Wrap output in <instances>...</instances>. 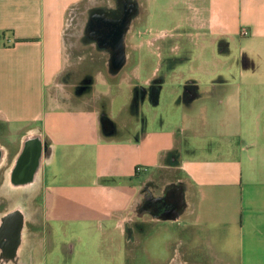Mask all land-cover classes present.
<instances>
[{
    "label": "crops",
    "instance_id": "crops-1",
    "mask_svg": "<svg viewBox=\"0 0 264 264\" xmlns=\"http://www.w3.org/2000/svg\"><path fill=\"white\" fill-rule=\"evenodd\" d=\"M82 1L0 0V124L50 143L44 202L62 228L52 247L48 233H24L10 264H124L129 254L141 264L160 254L151 223L160 236L180 231L209 256L205 264H264V106H242L244 93L261 87L248 70L258 73L252 57L264 53V0H138L137 21L148 23L154 7L167 24L143 42L152 52L139 62L141 106L116 93L104 123L93 95L76 103L58 91L66 16ZM172 48L190 75L166 67ZM157 54L166 57L157 63ZM235 64L236 86L223 77ZM121 127L129 134L117 136ZM126 221L138 224L135 240L116 229Z\"/></svg>",
    "mask_w": 264,
    "mask_h": 264
},
{
    "label": "rangeland",
    "instance_id": "rangeland-1",
    "mask_svg": "<svg viewBox=\"0 0 264 264\" xmlns=\"http://www.w3.org/2000/svg\"><path fill=\"white\" fill-rule=\"evenodd\" d=\"M95 4H94V2ZM132 1V2H131ZM138 0H128L129 3H132V11H135L134 4H136ZM118 0H83L78 8H74L72 12L67 14L66 16V23L64 26L63 31V55H64V63H63V73L59 78V90L65 89L68 93L73 94V101L76 103L79 102V97H86V96H94L96 106H102V113H101V121L104 123L108 120H111L110 114L107 112L106 114L103 113V110L107 111V106H115L116 101L114 102L115 94H119L121 92L127 94V105L128 106H141L142 98L139 94L140 90L142 89V80L144 79V73H140L139 70V62L141 59V55L147 54L151 56L152 49L150 46L144 45L145 44L151 45L152 40V32L156 33L161 30L162 26H166L167 22L164 19L159 21L158 14L155 17L152 15L157 13L153 7V9L146 10V14L148 16V23L146 20L137 21L138 13L133 14L130 21V26L127 31L126 35V43H125V53L127 54L125 60L118 66V68L114 67L111 60L107 61V54L102 53L101 48L92 47L90 44L91 38L88 37L86 34H82V23L86 20L87 15L85 14V10L87 7H92L94 10L98 8L102 9L106 4H111L112 6H116ZM143 9H141L142 11ZM124 12H126L123 8ZM91 12H93L91 10ZM145 12V11H144ZM148 30V31H145ZM143 48V49H142ZM177 48H172V51L168 54L167 57V65L168 69H172L175 73V76L178 73L184 72V75H190V64L186 63L181 55L183 53H178ZM107 51V50H106ZM167 55V56H168ZM155 60L158 63L159 59L162 57H166L165 55L161 57V55L155 56ZM253 63L256 66H259L258 73L254 74L252 70H248V74L252 77L250 81L253 83L260 85L261 87L258 89H251V91H247L244 93L243 103L242 106H253L255 109H259L261 106H264V53L262 49L260 52H257L254 57H252ZM126 62V63H125ZM238 64L234 65V69L230 73H223V77L228 79V83H232L234 86L240 83L239 77V70L237 69ZM165 67V68H166ZM157 70H159V64H157ZM249 69V68H248ZM146 72V71H144ZM237 73V77L235 74ZM235 77V78H234ZM94 79L97 82L94 84ZM184 77L180 79V84H177L175 87L178 90L183 91L182 82H184ZM159 84H150L149 87L156 88ZM144 88H147L144 86ZM111 91V100L108 95L109 91ZM170 89V88H169ZM184 92V91H183ZM61 94V92H60ZM96 96V97H95ZM178 96L171 94L170 98L167 99L168 101L177 100ZM153 98L151 100L147 98V106H168L161 103V105H153ZM167 101V102H168ZM111 102V103H110ZM145 102V101H144ZM173 103H171L172 105ZM120 106V102L117 103ZM170 105V103H169ZM174 105V104H173ZM65 106H73V105H65ZM124 106V105H123ZM161 111L162 108L159 107ZM119 120V119H118ZM113 122H116L113 120ZM2 124H0V140L1 143L4 145H8V141L10 140H17L22 136H25L26 127L23 129H18L15 131L11 127L7 129L4 128ZM135 129L134 125L132 126ZM120 131L117 136H125L128 135L124 131V128L121 127ZM122 132V133H121ZM43 183V182H42ZM42 192V193H41ZM39 192V196L37 201L35 202L34 211L36 215L33 216L34 220H40L41 223L39 225H34L32 233L38 235L48 233L50 236L49 239V247L54 243V236L56 238L62 234V228H60L59 224L56 222V219L53 217L51 213L46 211V206L44 202V193H45V186L43 184L42 191ZM38 214V215H37ZM32 219V220H33ZM63 225V224H62ZM99 224H96L98 226ZM152 225L151 230L153 231L152 234H149L150 242L154 240L157 241L158 238L160 239L159 243V250L156 249V253L158 252L157 256L147 255L146 258L141 261V264H179L180 262L189 261L190 264H205L209 263L208 258L209 256L201 254L197 248H193L192 244L189 243L188 240L184 243L180 235V231L177 229H171L170 233L166 237L163 235H158L160 232L158 228H156L157 223ZM137 222H121L117 226V231L121 233L122 236L123 232L130 236V239L135 240L136 232H137ZM172 227V226H171ZM59 228V229H58ZM30 233V234H32ZM160 236V237H158ZM60 237V236H59ZM148 239V240H149ZM146 240V244L148 243ZM80 245V244H79ZM123 245V244H122ZM131 243H129V246ZM51 246V247H52ZM148 247V245H147ZM96 253V252H95ZM94 253V255H95ZM95 257H98L96 254ZM211 257V256H210ZM108 259L109 256H106ZM123 259V258H122ZM134 257L129 254L127 256V260L125 259L124 264H131L135 262ZM106 261L96 260L95 264H105ZM123 264V263H122Z\"/></svg>",
    "mask_w": 264,
    "mask_h": 264
},
{
    "label": "flooded vegetation",
    "instance_id": "flooded-vegetation-1",
    "mask_svg": "<svg viewBox=\"0 0 264 264\" xmlns=\"http://www.w3.org/2000/svg\"><path fill=\"white\" fill-rule=\"evenodd\" d=\"M118 1L119 3L117 2L113 8L105 9L104 7L97 10L93 8L92 18L98 11H108L110 16L108 18L111 20H114L116 15L126 13L122 11L123 8L125 10L124 0ZM128 4L127 2L126 6ZM129 6L133 8L132 3ZM134 9L135 11H132L131 17L134 12L136 14L135 4ZM130 24V21H128L124 25L125 28L128 27L127 31ZM88 25L89 23H86L87 29ZM106 25L103 23L102 26L95 24L94 29L102 30ZM111 25L110 32L116 33L117 23H111ZM86 35L91 38L90 44L92 47L105 49L102 53L108 55L107 61L112 59L111 52L105 45L106 43H101L102 40L98 37L97 39L93 38L88 33ZM113 42L118 43L117 39ZM95 82H97L96 79H94V84ZM29 134L33 136L29 137ZM48 153L47 140L38 132L26 131L25 136L17 140L8 141V145L2 144L0 140V262L2 264H10V260L14 259L17 250L22 245L24 233L32 231L34 228V225L31 223L34 218L33 216L36 215L34 201H37L39 192L43 189L45 159ZM23 154L25 155L23 158L25 163H23L22 168L19 160ZM18 170L21 173L23 172V180L14 179V176H17ZM155 208H158V206L153 207V210ZM139 250H142L141 246Z\"/></svg>",
    "mask_w": 264,
    "mask_h": 264
},
{
    "label": "bare ground",
    "instance_id": "bare-ground-1",
    "mask_svg": "<svg viewBox=\"0 0 264 264\" xmlns=\"http://www.w3.org/2000/svg\"><path fill=\"white\" fill-rule=\"evenodd\" d=\"M127 2L128 1L125 0V9H126V13H128V15L125 13L126 16L125 15L116 16V18L114 20H111L110 18H108V17H110L108 14V11H99V13L97 15H95L93 18L91 16L89 19H87V22H86V23H89V25L87 26L88 29L85 26V28H86L85 34L88 33L91 37L96 38V39L98 37L100 40H102L101 43H106L105 45H106L107 49L108 50L111 49L112 57H114L113 56L114 44H115V46L118 45V51L120 52V51H123L122 45L124 43H126V35H127L126 29L128 27L125 28L124 25H126V23H128V21L131 19V13H132V7L129 6V4L131 5V3L128 2L129 4L126 6ZM104 7L106 9V8H113L114 6H112L111 4H107ZM101 8H98V9H101ZM119 17L121 18L123 23L121 22L120 24H118V27L116 28V33L110 32L111 26H112L111 23L115 24L116 19H118V20L120 19ZM102 23L107 24L104 28H102V30L94 29L95 24L102 26ZM119 38H121L123 41L122 45L119 43L113 42V41H116V39L118 40ZM126 55L127 54L124 53V51H123V56H124L123 61L125 60ZM112 60H113V62L115 61L113 58H112Z\"/></svg>",
    "mask_w": 264,
    "mask_h": 264
},
{
    "label": "water",
    "instance_id": "water-1",
    "mask_svg": "<svg viewBox=\"0 0 264 264\" xmlns=\"http://www.w3.org/2000/svg\"><path fill=\"white\" fill-rule=\"evenodd\" d=\"M127 30V29H126ZM117 42L119 43V44H121L122 45V43H123V41H122V39L121 38H119L118 40H117ZM122 47H123V51H124V53H125V43L122 45ZM109 51L111 52V49H109ZM123 51H118V45H116L115 46V44H114V51H113V56L114 57H112L115 61L113 62V60L111 59V61H112V63H113V65H114V67H116V68H118V66L123 62V59H124V56H123ZM122 56V57H121ZM33 135H31V134H29V137H32ZM28 137V136H27ZM47 144H48V155H50V153H51V151H52V147H51V145H50V143L48 142V140H47ZM48 155H46L47 157H48ZM24 154L22 155V157L20 158V160H19V163L21 164V166H22V168H23V163H25L24 162ZM23 173V172H22ZM22 173L18 170V173H17V176L15 175L14 176V179L15 180H23L22 179ZM17 182V181H16ZM22 182V181H21ZM23 183V182H22ZM161 200V204L163 205V206H166L167 204L165 203V202H162V199H160ZM153 212V211H155V210H153V206H151L150 208H149V212Z\"/></svg>",
    "mask_w": 264,
    "mask_h": 264
},
{
    "label": "built area",
    "instance_id": "built-area-1",
    "mask_svg": "<svg viewBox=\"0 0 264 264\" xmlns=\"http://www.w3.org/2000/svg\"><path fill=\"white\" fill-rule=\"evenodd\" d=\"M243 34H247V31L246 30H243L242 32ZM142 167H138V169H141Z\"/></svg>",
    "mask_w": 264,
    "mask_h": 264
}]
</instances>
